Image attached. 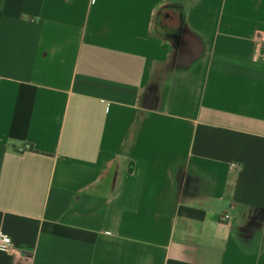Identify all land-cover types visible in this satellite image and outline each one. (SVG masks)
<instances>
[{"label":"crops","instance_id":"obj_1","mask_svg":"<svg viewBox=\"0 0 264 264\" xmlns=\"http://www.w3.org/2000/svg\"><path fill=\"white\" fill-rule=\"evenodd\" d=\"M263 39L264 0H0V264H264Z\"/></svg>","mask_w":264,"mask_h":264},{"label":"built area","instance_id":"obj_2","mask_svg":"<svg viewBox=\"0 0 264 264\" xmlns=\"http://www.w3.org/2000/svg\"><path fill=\"white\" fill-rule=\"evenodd\" d=\"M257 60L264 61V39L257 42ZM221 222H228L229 215L223 214L219 217ZM13 251L12 242L8 235L0 231V252L11 253Z\"/></svg>","mask_w":264,"mask_h":264}]
</instances>
